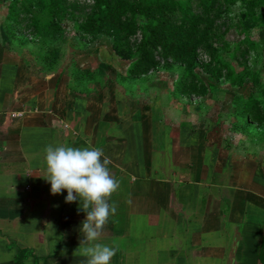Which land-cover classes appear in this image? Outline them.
Listing matches in <instances>:
<instances>
[{
	"label": "crops",
	"instance_id": "0c3cea01",
	"mask_svg": "<svg viewBox=\"0 0 264 264\" xmlns=\"http://www.w3.org/2000/svg\"><path fill=\"white\" fill-rule=\"evenodd\" d=\"M14 45L0 26V264L20 250L21 264H86L82 202L45 179L44 150L61 144L101 148L120 182L99 241L117 249L110 264H264V125L237 86L193 98L127 66L95 83L90 59L41 70Z\"/></svg>",
	"mask_w": 264,
	"mask_h": 264
},
{
	"label": "trees",
	"instance_id": "16d2710c",
	"mask_svg": "<svg viewBox=\"0 0 264 264\" xmlns=\"http://www.w3.org/2000/svg\"><path fill=\"white\" fill-rule=\"evenodd\" d=\"M89 8L73 25V33L83 41H95L100 36L111 40L112 50L121 60L129 61V77L144 76L164 63H182L187 66L183 79L176 83L180 94L193 98L206 96L214 90L213 84L203 81L192 72L200 55L208 57L204 70L213 79L227 78L240 85L230 64L223 62L219 48L213 44L214 9L218 0H198L201 10L192 9L191 0H90ZM230 5L239 0H222ZM264 0H253V5ZM252 4V3H251ZM79 2L74 0H13L8 7V23L1 26L6 42H13L15 29L28 22L32 34L39 37H64L66 31L60 21L72 15ZM25 17H20L21 14ZM16 31V32H15ZM66 31V32H65ZM169 65V64H168ZM91 71H77V76H90ZM236 85V86H237ZM242 115L250 122L264 125V109L254 97L247 101L237 99ZM20 250L16 263L28 256ZM264 261V241L260 252Z\"/></svg>",
	"mask_w": 264,
	"mask_h": 264
},
{
	"label": "rangeland",
	"instance_id": "374dc122",
	"mask_svg": "<svg viewBox=\"0 0 264 264\" xmlns=\"http://www.w3.org/2000/svg\"><path fill=\"white\" fill-rule=\"evenodd\" d=\"M12 1L0 0V26L8 23V7ZM68 1L72 2L74 0ZM76 1L79 2L77 9L74 10L72 15H68L66 19L60 21L69 33L61 38L39 37L32 34L31 29L28 28V22L23 21L21 25L15 27V29L20 30L15 31L16 33L13 34L15 36L13 41L15 50L30 54L31 64L41 70L49 66L52 67L48 69L66 68L71 61L77 63V60L80 61L78 63L80 67L86 66L84 59H90L92 70L96 71L94 72L96 74L95 83H97V79L101 77L103 79L105 71H107V74L113 69L124 71L126 66L130 65V62L117 61L111 49V40L106 36H100L94 43L89 44H85L88 42L81 39H79L80 42L75 40L77 35L72 32L73 25L76 20L81 21L80 17L87 12L91 2L90 0ZM197 2L198 0H191L192 9L195 12L201 10L200 6H197ZM214 9L217 16L214 18L213 34L215 36L212 40L213 44L219 48L218 55L220 59L232 66L235 76H240L241 82L238 83L240 85L231 84L227 78L213 79L211 74L204 70L203 66L208 62V57L203 54L194 62L192 72L203 81L211 82L215 87L213 91L219 89L222 93H225L226 100H230L233 93H236L235 87L232 86L237 85L236 88L241 95L239 98L242 101L254 97L264 109V3L253 5V0H239L228 5L222 0H218ZM20 17H25V15L21 14ZM9 47L8 44H5V48L8 49ZM55 62H57L58 67ZM89 66L91 65L89 64ZM157 69L156 72L152 71L153 74L150 78H144L143 82L146 84H170L173 82L176 85L187 72V66L182 63L168 62L166 64L162 62ZM87 77H90V79L84 81L87 85L95 84L91 82L93 81L91 75H86L84 78ZM213 91L208 94L213 93Z\"/></svg>",
	"mask_w": 264,
	"mask_h": 264
},
{
	"label": "clouds",
	"instance_id": "9594fccd",
	"mask_svg": "<svg viewBox=\"0 0 264 264\" xmlns=\"http://www.w3.org/2000/svg\"><path fill=\"white\" fill-rule=\"evenodd\" d=\"M44 151L45 179L51 185V194L66 191V203L79 198L81 209L87 214L81 228L85 238L74 255L86 258V264H110L117 249L99 241L118 207L115 202L109 203L120 188V182L109 170L111 161L101 148L90 144L83 148L49 145Z\"/></svg>",
	"mask_w": 264,
	"mask_h": 264
},
{
	"label": "built area",
	"instance_id": "2783aa9c",
	"mask_svg": "<svg viewBox=\"0 0 264 264\" xmlns=\"http://www.w3.org/2000/svg\"><path fill=\"white\" fill-rule=\"evenodd\" d=\"M15 116H21V114H19V115H13V117H15Z\"/></svg>",
	"mask_w": 264,
	"mask_h": 264
}]
</instances>
